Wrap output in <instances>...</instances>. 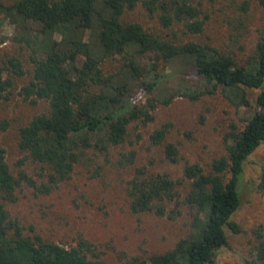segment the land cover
I'll return each mask as SVG.
<instances>
[{
  "label": "trees",
  "instance_id": "1",
  "mask_svg": "<svg viewBox=\"0 0 264 264\" xmlns=\"http://www.w3.org/2000/svg\"><path fill=\"white\" fill-rule=\"evenodd\" d=\"M12 1L9 6L0 2V13L39 25L45 39L31 51L32 77L20 94L32 105L46 101L48 113L34 116L19 129L18 148L47 173L39 187L22 171L14 177L0 144V264H106L89 258L90 244L82 237L74 246L62 248L38 235H25L5 208V203L16 201L20 182L49 194L70 179L87 152L105 156L109 148L125 144L130 125H147L154 120L157 107L168 106L177 97L197 101L220 91L234 106L248 108L249 91L260 89L242 130L229 135L225 155L213 160L208 171L198 164L183 167L182 177L188 184L183 203L195 211L191 233L172 250L131 263L210 264L227 245L226 230L240 232L231 216L240 205L243 163L259 145L264 146V26L252 54L241 64L211 46L177 40L175 28L188 35L203 31L206 17L198 0ZM257 1L264 7V0ZM139 6L169 34L123 20ZM241 10L246 11L247 4ZM54 34L60 39H53ZM111 60L117 72L107 75L102 66ZM6 65L0 68V99L12 85L3 73L25 74L17 58H9ZM168 67L192 71L198 80L181 77L173 84L176 72L166 73ZM135 89L143 91V104L128 102ZM168 128L156 129L149 138L152 145H162L165 158L175 163L176 147L164 142ZM135 157L133 151L121 154L118 165H130ZM127 185L132 213L169 219L181 214L176 183L166 174L147 175L141 167ZM257 189L264 195V173ZM253 235L249 258L243 264H264V232L258 228Z\"/></svg>",
  "mask_w": 264,
  "mask_h": 264
},
{
  "label": "rangeland",
  "instance_id": "2",
  "mask_svg": "<svg viewBox=\"0 0 264 264\" xmlns=\"http://www.w3.org/2000/svg\"><path fill=\"white\" fill-rule=\"evenodd\" d=\"M0 2L9 6L13 1ZM198 3L202 16L206 17L203 31L188 35L175 28L177 40L211 46L244 63L252 54L258 33L264 26V7L257 0H198ZM243 4H247L246 11L241 10ZM123 20L140 23L147 31L163 36L169 34L140 6L126 13ZM53 39L60 37L54 34ZM44 40L39 25L29 21L21 23L9 12L0 13V68L7 67V60L13 57L25 71L20 77L9 71L3 73L12 85L0 99V144L11 174L18 178L22 171L37 187L46 182L47 170L31 162L19 150L18 131L34 116L48 113L46 101L32 105L20 94L32 77L31 51ZM116 66L111 60L102 67L109 75L117 72ZM172 70L176 72L177 68L168 67L165 72ZM176 77L173 84L181 77L192 82L198 80L192 71H177ZM259 91H249L248 108L234 106L220 91L204 94L197 101L177 97L168 106L157 107L152 122L145 126L137 122L128 127L125 144L109 148L105 156L87 152L70 179L49 194L20 182L15 191L16 201L5 203L11 221L17 223L25 235H38L62 248L74 246L82 237L90 244L89 258L106 264H131L133 259L147 261L172 250L180 239L191 233L195 214L183 203L188 191L187 181L182 177L183 167L198 164L208 171L213 160L225 155L229 135L242 130L245 119L254 110ZM129 99L143 104L145 95L135 89L128 102ZM164 125H169L164 142L177 149L175 163L165 158L162 145H152L149 138ZM132 151L136 155L133 163L119 166L121 154ZM141 167L147 175L166 174L176 183L182 202L178 217L169 219L153 213L131 212L126 188ZM262 173L264 146L259 145L243 163L239 181L240 205L231 216L240 232L234 234L226 230L227 245L217 251L210 264H243L254 242L253 231L259 228L264 232V195L257 189Z\"/></svg>",
  "mask_w": 264,
  "mask_h": 264
}]
</instances>
